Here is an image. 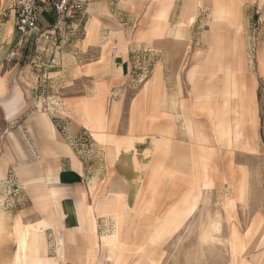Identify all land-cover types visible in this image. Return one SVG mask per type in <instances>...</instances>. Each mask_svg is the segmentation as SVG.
Listing matches in <instances>:
<instances>
[{"label":"crops","instance_id":"1","mask_svg":"<svg viewBox=\"0 0 264 264\" xmlns=\"http://www.w3.org/2000/svg\"><path fill=\"white\" fill-rule=\"evenodd\" d=\"M51 1L40 6L45 27L54 21ZM81 16L71 41L40 40L33 69L22 73L30 89L18 98L15 135L1 147L0 178L13 167L23 190L18 209L0 210V264H43L51 253L48 229L64 240L66 264H84L75 258L85 254L83 236L74 231L81 226L76 207L91 201L95 215L114 224L101 238L99 264H116L106 241L117 232L130 239L122 233L123 212L145 207L146 216L173 201L155 231L139 234L146 243L130 242L122 252L148 253L150 240L175 231L198 208L199 190L214 185L219 135L243 154L262 151L264 0H93ZM52 58L47 79L39 77L35 65ZM234 171L231 188L247 175ZM115 185L126 193L110 194ZM248 186L243 180L232 210L243 191L247 201ZM260 198L252 204L253 240L264 226ZM235 235L231 264H264V248L252 259L236 257L247 247ZM95 242L87 264L97 263ZM58 260L65 264L62 252Z\"/></svg>","mask_w":264,"mask_h":264},{"label":"rangeland","instance_id":"2","mask_svg":"<svg viewBox=\"0 0 264 264\" xmlns=\"http://www.w3.org/2000/svg\"><path fill=\"white\" fill-rule=\"evenodd\" d=\"M14 2L15 0H0V154L2 152L1 147H7L10 144L7 142L6 137L13 138L15 135L14 131L19 120L16 116L18 98H22L23 94L30 89L29 84L22 83L21 77L24 71L33 69V53L36 51L35 44L31 45L28 43L21 50L18 59L11 62L7 60V53L10 50H14L18 38ZM55 18L56 16H54V20ZM254 19L253 21L256 23ZM40 24L41 28L44 29L51 23L46 27L43 26L41 21ZM254 34L255 30L253 37ZM250 50L251 55H254V44H252ZM35 73L37 74V72ZM39 77L43 78V76ZM6 104H10L12 109L8 110V105L6 107ZM261 118L262 126L260 128L259 140L262 151L252 156L250 154H243V152H239L241 149L238 147L232 145L229 147L227 142H223L222 137L219 135L217 138L220 141L215 142V145L219 146L220 149L219 152L215 153L214 162L211 163L213 166L211 177L214 179V185L208 192L203 193L199 190L198 208L193 207L192 214L189 213L188 216H184L185 220L181 222L180 226L177 224V229L171 232L169 236H165L164 238L157 237L150 240V248H147L148 250L145 249L148 253H141L142 250L137 249L136 252H138L136 254L126 256V264H130L131 258L134 264H231L234 257L231 243L236 240L235 234H237L238 238L240 236L242 239H245L243 241L247 247L242 255H236V257L241 256L242 259H252L255 252L258 253L257 251L264 248V226L256 240L251 238V234L247 236L253 219L251 215L254 199L261 197L260 201H262V206H264V109L261 111ZM235 127L232 126L233 130H235ZM14 141L12 142L13 146ZM240 169H246L247 175L243 174L241 180H238L239 175H237L238 181L231 188L233 171L235 170L234 172H236V170L239 171ZM216 173H218V179H216ZM243 180H246L249 185L247 201L245 203L237 202L235 208L232 210L230 206L232 203L234 204L233 200L239 199V189ZM70 185V192L73 193L74 184L71 183ZM118 189L117 185H115L114 190H110L109 193L114 196L126 193L124 190L122 193H119ZM22 190V183L15 169L12 167L5 177L0 178V210L11 211L18 209V205L20 204L18 200L19 194ZM147 197L148 199L150 198V196ZM70 202L74 210V203L76 202L73 199ZM168 202L155 206L156 209L154 211H146V216L142 215V212H145V207L140 208L137 211L138 214H132L130 211H127L126 215L123 212L125 226L122 233L123 235L126 232L130 234V239L125 237L123 242L125 244L135 242L133 244L143 246L147 240L138 239L140 238L139 234H151L155 231L158 227L157 223L161 221L160 218L164 217V214L167 213V210L174 203L170 201L171 205L167 206ZM93 204L91 201L90 205L76 207L81 220V226L77 227L74 231L77 233L80 231V236H83L80 242L83 246L85 245V250H83L85 254L76 255L75 258L78 260V258L84 257V264H87L89 258L87 256L88 252L93 250V239L96 241L94 251H97L95 257L97 263L95 262L94 264H99L100 254L103 251L101 238L111 234L114 229V224L110 217L100 218L95 215V206ZM66 226V229L63 230H66L65 234L68 236L73 230V226L69 223V220ZM46 231L48 233V243L51 245V253L49 256H44L46 261L43 264H63L62 261L58 260L59 252L65 255L66 264L68 257L65 252L68 249H63L62 244L64 240L58 234L56 235L57 240L54 239L52 236L54 235V231L52 229ZM148 236L146 235V237ZM34 237H37V234ZM72 238L73 236L70 239L72 242L76 241L75 237ZM37 246L38 244H35V248ZM124 251H127V248ZM26 254L28 255V250ZM35 257L38 256L35 255Z\"/></svg>","mask_w":264,"mask_h":264},{"label":"built area","instance_id":"3","mask_svg":"<svg viewBox=\"0 0 264 264\" xmlns=\"http://www.w3.org/2000/svg\"><path fill=\"white\" fill-rule=\"evenodd\" d=\"M48 1V0H47ZM46 0H15L14 8L16 15V31L18 33L17 44L14 50L7 53L9 62L18 59L21 50L27 44H37L40 40L54 41L61 43L71 41L74 33L81 27L84 14L93 0H53L49 5L55 11V20L46 28L42 29L40 24V6ZM76 25V28H75ZM41 62V58L39 59ZM55 64L52 58L49 64L41 63L35 65V72L38 76L47 79V67ZM45 103V108L49 110Z\"/></svg>","mask_w":264,"mask_h":264},{"label":"bare ground","instance_id":"4","mask_svg":"<svg viewBox=\"0 0 264 264\" xmlns=\"http://www.w3.org/2000/svg\"><path fill=\"white\" fill-rule=\"evenodd\" d=\"M244 187L246 188V186H244ZM243 192L244 193H243V197L241 199V203L246 202V191H243ZM121 237L122 236L117 232L113 237L109 238L106 241L107 244H109L111 246V252H112L111 258L115 261L116 264H126L125 260H126L127 255L122 253L126 248V244H124V246H122V247L120 246L121 242H123ZM241 251L244 252L245 248L243 247Z\"/></svg>","mask_w":264,"mask_h":264}]
</instances>
